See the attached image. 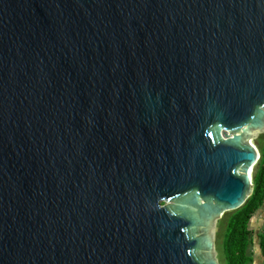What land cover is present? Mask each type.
<instances>
[{
  "label": "water",
  "instance_id": "1",
  "mask_svg": "<svg viewBox=\"0 0 264 264\" xmlns=\"http://www.w3.org/2000/svg\"><path fill=\"white\" fill-rule=\"evenodd\" d=\"M263 132L264 0H0V264H219Z\"/></svg>",
  "mask_w": 264,
  "mask_h": 264
},
{
  "label": "trees",
  "instance_id": "2",
  "mask_svg": "<svg viewBox=\"0 0 264 264\" xmlns=\"http://www.w3.org/2000/svg\"><path fill=\"white\" fill-rule=\"evenodd\" d=\"M257 165L258 170L253 178V193L242 207L228 213L221 222L224 227L222 251L225 264H251L253 262V257L249 254L253 235L250 226L253 215L264 205V144ZM258 237L264 257V222Z\"/></svg>",
  "mask_w": 264,
  "mask_h": 264
},
{
  "label": "rangeland",
  "instance_id": "3",
  "mask_svg": "<svg viewBox=\"0 0 264 264\" xmlns=\"http://www.w3.org/2000/svg\"><path fill=\"white\" fill-rule=\"evenodd\" d=\"M253 143L258 147V149L261 152V148L264 144V132L260 136L255 138L253 140ZM257 170H258V165L254 168V172L252 176L253 178ZM253 190H254V182L252 184V193H253ZM251 194H249L248 196H250ZM224 210H225L224 215L219 216V219L216 222V229H217L216 251H217V258H218L219 264H225L224 255L222 251V239H223L224 227L221 222L223 221L225 216L231 212L230 209H224ZM263 222H264V205L262 206L261 209L257 211L256 214L253 215V218L251 221L250 228L253 231V235L251 239L252 241L249 246V254L253 257V262L251 264H264V257L262 256V253H261L260 240L258 237V235L262 231Z\"/></svg>",
  "mask_w": 264,
  "mask_h": 264
},
{
  "label": "bare ground",
  "instance_id": "4",
  "mask_svg": "<svg viewBox=\"0 0 264 264\" xmlns=\"http://www.w3.org/2000/svg\"><path fill=\"white\" fill-rule=\"evenodd\" d=\"M254 144V143H253ZM257 165V164H256ZM256 165H255V167H256ZM222 216V215H221Z\"/></svg>",
  "mask_w": 264,
  "mask_h": 264
},
{
  "label": "crops",
  "instance_id": "5",
  "mask_svg": "<svg viewBox=\"0 0 264 264\" xmlns=\"http://www.w3.org/2000/svg\"><path fill=\"white\" fill-rule=\"evenodd\" d=\"M263 225V224H262Z\"/></svg>",
  "mask_w": 264,
  "mask_h": 264
}]
</instances>
